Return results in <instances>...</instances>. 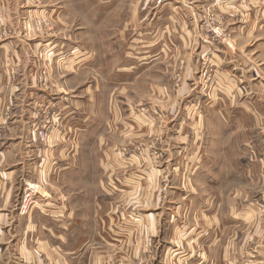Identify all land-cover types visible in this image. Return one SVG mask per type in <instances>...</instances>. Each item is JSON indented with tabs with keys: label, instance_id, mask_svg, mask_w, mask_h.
<instances>
[{
	"label": "crops",
	"instance_id": "crops-1",
	"mask_svg": "<svg viewBox=\"0 0 264 264\" xmlns=\"http://www.w3.org/2000/svg\"><path fill=\"white\" fill-rule=\"evenodd\" d=\"M43 19L47 28L36 27ZM208 20L230 48L204 27ZM15 64L20 73L10 77ZM118 88L125 105L146 106L138 136L155 139L142 148L145 169L129 173L128 157L114 152L128 147L132 125L130 110L117 108ZM47 110L54 127L40 141L34 128ZM103 149L112 168L123 161L125 169L93 174L97 187L106 178V193L133 207L130 225H95L114 239L95 264L145 258L150 239L151 264H264V0H0V264H84V226L72 255L68 221L50 229L46 208L23 213L12 203L25 183L47 182V199L53 183L68 186L70 152ZM161 198L172 208L161 211ZM33 229H43L50 251L30 250ZM128 244L137 250L128 253Z\"/></svg>",
	"mask_w": 264,
	"mask_h": 264
},
{
	"label": "rangeland",
	"instance_id": "rangeland-1",
	"mask_svg": "<svg viewBox=\"0 0 264 264\" xmlns=\"http://www.w3.org/2000/svg\"><path fill=\"white\" fill-rule=\"evenodd\" d=\"M41 25L43 26V28H47L48 26V22L46 20H41L38 23V26L36 27H40ZM42 28V29H43ZM38 29V28H37ZM131 44V39L129 38V44ZM16 64H18L17 62H15ZM14 65V67H8V73L10 77H15L17 76L20 71L16 69V66L18 65ZM11 69L15 70L14 74H11L10 71ZM202 76L205 75L204 70H202L201 72ZM93 77V76H92ZM41 79L42 81H46L47 77H46V73L45 70L42 69L41 71ZM101 89H104V93L105 95L108 94V89L109 87H102ZM119 92V88H118V95H117V99L121 100L117 102V108L119 110H124V107H126L128 109V113L129 110L131 112V115H129V122L132 124L131 126H128V147L125 144H119L118 147L115 149L114 152H116L117 154H123L121 156V160L125 161L127 164V158L128 157V173L131 170H142L145 169L142 167L143 161H141V153L142 148L146 147V146H150L153 141L155 142L154 138H151L149 141L147 140H143L141 136H138L139 131H140V127L138 124V118L137 115L143 110H146V106L144 104H136L135 106H133L132 104L128 103V105L124 104V97H121ZM128 94V93H127ZM107 110V108H106ZM49 112H51L50 110H47ZM42 113V112H41ZM45 112L42 113V115L45 116ZM51 114L47 115L46 118H44L45 120L40 124V125H36L38 127H40L41 125L47 123L48 124V130H47V135L48 133L52 130V128L54 127L53 123L51 122ZM139 116V115H138ZM136 118V119H134ZM136 123V124H133ZM36 129V127L34 128ZM37 135V134H36ZM153 136V135H152ZM127 138V136H126ZM160 141H162V139H160ZM86 142H88L87 138H86ZM90 142H92V140L90 139ZM149 142V143H146ZM156 144H154L155 147ZM156 152V150H152V154L154 155ZM80 153V152H79ZM149 153L151 155V152L149 150ZM110 152H108V150L103 149V150H95V151H81L80 156L78 157V151H72L70 152V159L74 160V161H70V165L68 168V174H70V181L68 183V186H65L64 188H61V185H59L58 183L55 184L53 183V189H52V194L47 197V199H45L44 197L41 196L40 191L42 190V188H44V186H46L48 183H25L24 185H22L21 189L18 190L12 205L15 204V208L17 207L18 209H20V212H28V210H30V208H32L33 206H36L35 208H46L48 210V213H46V215L48 216V218L50 220L44 222L42 221L43 219H41L40 215H35V216H31L32 219L35 218V220L37 222H44L47 225H49V228L52 229L50 226H53L54 228H57L55 225V220L56 219H63V223L66 224V222L68 221L69 223H67L68 226V234H69V251L70 254L74 255L77 253V247H76V242H78L80 245V239L77 240V236L78 234L80 235L81 231L80 230L83 226L85 228V242L83 244L82 250L85 253V260H84V264H95L93 262L94 259V255L98 256L99 254L105 255L108 254L110 252V242L109 239L111 238V246L112 244H114V239L112 237L109 236V234L111 231H108L107 229L104 230H97V227L95 225H99L98 223L101 221V219H104V223L106 224L108 221H112V223H114L115 221H117L118 223H123V224H127L130 225L129 223V211L132 209L133 204H129L128 203V207L125 206L124 203V199L123 196H120L119 194H107L106 191H109L110 189L108 188L111 184L110 183H106L107 180L106 178L103 179V181H105V183H102L101 185V190L97 187L96 181H94V177L92 176L93 174H98V176H102L105 177V175H109V174H121V172H123V170L125 168H122L123 166V161H120V165L116 170L114 168H112V165H110V163H108L107 158L109 157V160L111 158ZM155 156V155H154ZM77 158H80L82 161H80L79 163L76 161ZM138 158V159H137ZM119 159V158H116ZM63 160V159H62ZM138 160V161H137ZM134 161H136V165L134 164ZM129 162L132 163V166H130ZM59 163V161L57 162ZM63 163H67V160L65 159ZM100 163L102 164L100 166ZM55 166V165H54ZM52 167L51 171L53 170L55 173L54 175H56V173L58 174L59 171V166L58 167ZM114 167V166H113ZM142 167V168H141ZM155 169V168H154ZM160 170V169H158ZM23 173H26V171H22ZM155 172V171H154ZM32 174H35L36 172H32ZM38 173V172H37ZM64 174V173H62ZM77 174H79V176L75 177ZM166 172L161 171L160 177L165 176ZM84 176V177H82ZM27 185H29L32 189V194L29 197V201L28 204L24 205L23 202V198L26 194V187ZM118 185V184H117ZM24 187V188H23ZM55 187H60V189L64 192H67L69 194V198L68 199H64L60 196V194L55 190ZM116 189H118L116 187ZM30 190V189H29ZM101 191V193H100ZM28 192V191H27ZM80 193L82 194V198H77V196L75 195L76 193ZM119 192V191H117ZM122 194V193H121ZM132 197L130 198V203L134 202V200L132 199ZM159 201V207L160 210L162 211L163 208H172V198H168V199H163L161 198ZM69 202V205L68 203ZM156 200L153 198L150 200V205L151 203H155ZM77 203H79L78 205H76ZM261 208L263 209V205H261ZM27 209V210H26ZM137 209V208H136ZM116 210V211H115ZM138 213H142L143 211H139L137 210ZM111 214V215H110ZM113 214H116L113 218V220H109V217H111ZM109 217H108V216ZM162 216V214H161ZM24 217V216H22ZM128 217V218H127ZM8 220L7 223L9 227V224L11 223V218L10 216H8ZM163 218V216H162ZM30 218V220H32ZM128 219V220H127ZM165 220V223L168 221L166 219H169V216L167 217L166 215V219L163 218ZM122 221V222H121ZM103 224V223H102ZM39 229H40V225ZM101 226V225H100ZM105 228L107 227L104 226ZM7 228V227H6ZM33 231V235L31 236V246H30V250H32L33 252L38 251L39 249V253L42 255L43 254V250H48L50 251V246L48 247L49 243H45L42 241H45L48 238L47 235L45 233H43V229H42V233L41 234H37L35 233L34 229ZM5 233V231H4ZM58 233V232H57ZM135 234V233H134ZM100 238L101 240L98 239H93V238ZM10 239V240H9ZM45 239V240H44ZM5 241H8L7 244L9 245L10 249L13 246V242L11 240V237L8 235L6 236L5 239H3ZM51 243V241H49ZM149 242L151 244L146 245V249H144V256L145 258L139 259V257H137V261H133L130 262L128 261V264H151V261H147L148 260V255L150 256H155V253H157V248L156 246L153 244L155 242V239H150ZM118 243V242H117ZM53 244V243H52ZM39 245L40 248H39ZM118 247H121V250L123 252H125V249L127 247L126 243L124 242H119ZM158 247V246H157ZM169 246H167L165 248V252H167V254L171 255L173 253V251L171 252V248H168ZM158 249L160 250V248L158 247ZM135 250H137L136 246H130V244H128V253H132ZM141 252V251H140ZM139 252V253H140ZM142 252L139 254L141 255ZM168 262L170 264H177L174 262V259L172 258H168ZM124 264V263H121ZM164 264H167L164 262ZM179 264V263H178ZM184 264V263H182Z\"/></svg>",
	"mask_w": 264,
	"mask_h": 264
},
{
	"label": "built area",
	"instance_id": "built-area-1",
	"mask_svg": "<svg viewBox=\"0 0 264 264\" xmlns=\"http://www.w3.org/2000/svg\"><path fill=\"white\" fill-rule=\"evenodd\" d=\"M43 26L41 25V28H43ZM204 27L210 32V34L212 35V37L214 39H216V40H218L220 42L222 41L229 48L231 47V44H230L229 40L227 39L226 34L222 31L221 27L218 24H213L211 22V20H208V21H204ZM205 72L206 71L204 70V73ZM10 73L14 74L15 70L11 69ZM40 77H41V75H40ZM35 127H36L35 131H36L38 139L40 141H44L46 139V137H47V130L49 128L48 124L45 123V124L41 125L40 127H38V126H35ZM25 192H26V194H25V196L23 198V202H24L23 207L25 206V204H28L29 197L31 196L33 191L31 189V187L28 185L26 187V191Z\"/></svg>",
	"mask_w": 264,
	"mask_h": 264
},
{
	"label": "bare ground",
	"instance_id": "bare-ground-1",
	"mask_svg": "<svg viewBox=\"0 0 264 264\" xmlns=\"http://www.w3.org/2000/svg\"><path fill=\"white\" fill-rule=\"evenodd\" d=\"M27 210V209H26Z\"/></svg>",
	"mask_w": 264,
	"mask_h": 264
}]
</instances>
